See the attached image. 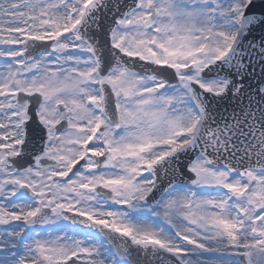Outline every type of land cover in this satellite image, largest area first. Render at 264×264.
<instances>
[{"label": "snow or ice", "instance_id": "obj_1", "mask_svg": "<svg viewBox=\"0 0 264 264\" xmlns=\"http://www.w3.org/2000/svg\"><path fill=\"white\" fill-rule=\"evenodd\" d=\"M0 264H264V0H0Z\"/></svg>", "mask_w": 264, "mask_h": 264}]
</instances>
